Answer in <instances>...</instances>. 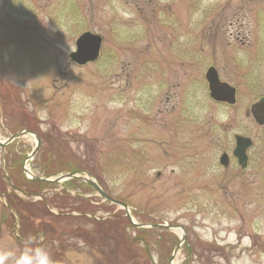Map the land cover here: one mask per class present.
I'll use <instances>...</instances> for the list:
<instances>
[{"label": "rangeland", "instance_id": "374dc122", "mask_svg": "<svg viewBox=\"0 0 264 264\" xmlns=\"http://www.w3.org/2000/svg\"><path fill=\"white\" fill-rule=\"evenodd\" d=\"M242 22L260 38L264 0H0V140L40 137L29 161L32 135L0 148L2 264L26 251L35 264L37 249L50 264H264V128L245 116L246 87L235 106H218L204 77ZM85 31L103 44L80 66L70 53ZM234 134L254 140L245 169L218 163ZM23 164L51 179L89 173L135 223L182 226L187 239L171 260L180 229L138 235L121 206L78 179L23 205L8 183L29 188ZM22 217L41 221L38 237L15 229Z\"/></svg>", "mask_w": 264, "mask_h": 264}, {"label": "flooded vegetation", "instance_id": "af4514ba", "mask_svg": "<svg viewBox=\"0 0 264 264\" xmlns=\"http://www.w3.org/2000/svg\"><path fill=\"white\" fill-rule=\"evenodd\" d=\"M236 21H239V20H236ZM255 23H258V22H255ZM255 28H256V32L260 30L258 27H255ZM252 31H253L252 27L248 29L245 26V24H243L242 22L239 26V29L235 30L234 33H230L231 41L229 40V42L226 43L227 45L232 44L234 48L224 49L225 51H222L221 49L222 55H220L219 48H217V52H218L217 55L214 54L212 63L207 66V68L213 67L219 84H223V85L227 84L230 87L234 88V91H235V101L233 104H231L227 99L224 101L213 99L212 101L214 102V104L218 106H224V107H229V108H232L233 106H235L238 100L241 99V95L243 93L242 91H244L245 87L247 88L245 90L246 92L252 93L253 99L250 102V106L256 102L264 103V71H262L264 68V34L260 38H259L260 34L255 35L254 38L252 39L248 37L252 33ZM218 32H219V29L217 30V32H215L216 35H218ZM252 41H255L253 45L251 44ZM244 46H248V48L244 50V55H243L244 57L247 56V58L244 59V62L242 59L237 58V62H236L235 54L237 55V53L240 52L241 48ZM243 66H247V69H248L247 72L241 71V67ZM227 89L229 90V88ZM245 116L252 117L251 113L248 110H246ZM256 125L258 126V128H264V125H260L257 123ZM235 135L236 134H234V137ZM238 135H241V134H238ZM241 136L250 138L249 136H245V135H241ZM250 139L252 141V144L248 149H246V155H247L248 161H249V149L254 144V140H252V138ZM234 148H235V144L230 150L223 151L221 153V154L225 153L227 155V159H226L227 166L224 168H227L231 166L232 164L238 165V160L233 153ZM248 161H247V164H248ZM218 163H219V158H218ZM9 186L14 191L13 196H15L16 199L20 200L19 202L23 205L31 206L32 203H35V201L37 200L43 201V194H42L43 187L42 186L29 184L28 189H25L26 187L22 188L19 186H13L12 184H10ZM4 199H5V202H4L5 207L10 211L11 215L15 216V211H14V208H12V204H11L12 198L10 197V194L4 193ZM22 199H25V200L32 199V200L29 202H22L21 201ZM70 213L71 214L73 213L72 215H78V216L84 215L88 218L92 217L91 212L87 213V211H84V212L72 211ZM26 221L29 222V218L22 217V219L18 221L15 229L16 230L25 229L26 231L35 232V233L40 232V229H39V225H40L39 223L41 222L40 220L37 221V223H33L30 225H24L23 223H25Z\"/></svg>", "mask_w": 264, "mask_h": 264}, {"label": "water", "instance_id": "95a60500", "mask_svg": "<svg viewBox=\"0 0 264 264\" xmlns=\"http://www.w3.org/2000/svg\"><path fill=\"white\" fill-rule=\"evenodd\" d=\"M101 42L102 38L100 35L91 33L89 31L84 32L81 34L77 40H76V50L70 55V58L72 61L79 65L86 64L87 62H91L97 59L101 47ZM206 80L208 82L209 86V91H210V96L215 99V100H228L230 103L234 102V90L229 88L227 85L219 84L218 79L215 75L214 69L211 67L207 70L205 74ZM229 88V90L227 89ZM251 112L255 118V120L259 124H264V103L258 102L252 105L251 107ZM23 134H31L35 136L37 140V144L35 148L32 150V152L28 155L27 159H31L35 152L37 151V148L39 146L40 138L37 135H34L33 132L29 130H21L10 136L4 141H0V146H4L11 141H13L15 138L23 135ZM251 144V141L248 138H244L241 136H236V148L234 150V154L238 158V162L241 165V167L246 166V161L247 157L245 155V150L247 147H249ZM221 163L226 165V155L223 154L220 159ZM27 174H29V170H27L25 167L23 168ZM35 181H40V182H60L62 180L68 179V178H79L82 181L90 184L106 201L110 203L117 204L121 206L125 210V215L128 218L129 222L131 225L136 226V227H146L145 225L137 224L135 223L128 210V206L120 201H117L110 196H108L102 189L101 187L91 179V176L89 173H86L85 175H80L79 171H75L72 173H67L60 175L54 179H50L48 177H32ZM150 226H155V227H165L167 229H176L179 228L182 230V236L180 238L179 243L175 246L173 254L171 256V260L174 258L179 246L186 240L187 234L185 229L182 226H170L167 224H158V225H150Z\"/></svg>", "mask_w": 264, "mask_h": 264}, {"label": "clouds", "instance_id": "9594fccd", "mask_svg": "<svg viewBox=\"0 0 264 264\" xmlns=\"http://www.w3.org/2000/svg\"><path fill=\"white\" fill-rule=\"evenodd\" d=\"M8 256H0V264H2L3 260L7 259ZM33 256L29 251H26L25 254L17 259L16 264H33ZM35 264H50L48 254L43 249H37L35 251Z\"/></svg>", "mask_w": 264, "mask_h": 264}, {"label": "trees", "instance_id": "16d2710c", "mask_svg": "<svg viewBox=\"0 0 264 264\" xmlns=\"http://www.w3.org/2000/svg\"><path fill=\"white\" fill-rule=\"evenodd\" d=\"M43 186L47 185L46 183L42 184ZM98 222V221H97ZM151 223L155 224V221H151ZM136 232H138V235H142L141 233H145V231L143 229L140 228H133ZM151 232H154L156 234V236H158L160 238H162V236L168 235L169 233L166 231V229L164 228H151L149 229ZM161 232H164V234H160ZM142 238V237H141ZM139 239V236H138ZM130 240V239H129ZM142 240V239H141ZM156 244H158L157 242H154Z\"/></svg>", "mask_w": 264, "mask_h": 264}]
</instances>
